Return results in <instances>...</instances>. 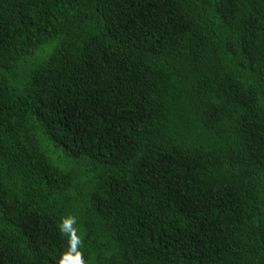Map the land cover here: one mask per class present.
Listing matches in <instances>:
<instances>
[{
  "label": "trees",
  "instance_id": "obj_1",
  "mask_svg": "<svg viewBox=\"0 0 264 264\" xmlns=\"http://www.w3.org/2000/svg\"><path fill=\"white\" fill-rule=\"evenodd\" d=\"M264 264V0H0V264Z\"/></svg>",
  "mask_w": 264,
  "mask_h": 264
},
{
  "label": "clouds",
  "instance_id": "obj_2",
  "mask_svg": "<svg viewBox=\"0 0 264 264\" xmlns=\"http://www.w3.org/2000/svg\"><path fill=\"white\" fill-rule=\"evenodd\" d=\"M58 230L66 237V247L56 260V264H87L83 240L77 226V217L71 213L62 216Z\"/></svg>",
  "mask_w": 264,
  "mask_h": 264
}]
</instances>
